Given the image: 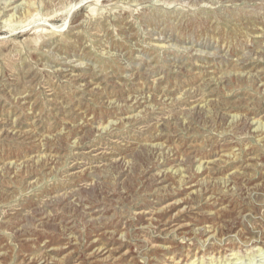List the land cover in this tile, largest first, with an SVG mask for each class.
Masks as SVG:
<instances>
[{"label":"rangeland","instance_id":"1","mask_svg":"<svg viewBox=\"0 0 264 264\" xmlns=\"http://www.w3.org/2000/svg\"><path fill=\"white\" fill-rule=\"evenodd\" d=\"M253 120L264 0H0V264H264Z\"/></svg>","mask_w":264,"mask_h":264},{"label":"bare ground","instance_id":"2","mask_svg":"<svg viewBox=\"0 0 264 264\" xmlns=\"http://www.w3.org/2000/svg\"><path fill=\"white\" fill-rule=\"evenodd\" d=\"M12 3V2H11ZM10 3V4H11ZM18 6V5H17ZM17 6L15 5L14 7L17 8ZM30 15V12L29 11H26V13H24V17L26 16H29ZM12 30V29H11ZM30 98V97H29ZM136 105V104H135ZM134 107V106H133ZM236 116L232 115L231 116V120H233ZM252 123H254L255 125V131L256 132H261L262 131V128H264V123H262V121L260 120H253ZM103 130V129H102ZM125 139V138H124ZM119 140V139H118ZM230 155H228L229 157ZM233 157V155L231 156ZM11 165V164H10ZM201 168V163L198 164V166L196 167L197 170H199ZM200 172V171H199ZM95 177V176H94ZM182 177V176H181ZM200 177V176H199ZM29 180V179H28ZM225 182V181H224ZM135 207V206H134ZM109 244V243H108ZM95 246V245H94ZM108 247V246H107ZM193 263V262H192ZM191 263V264H192ZM200 264H204V262L202 260H200Z\"/></svg>","mask_w":264,"mask_h":264}]
</instances>
